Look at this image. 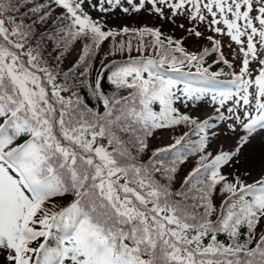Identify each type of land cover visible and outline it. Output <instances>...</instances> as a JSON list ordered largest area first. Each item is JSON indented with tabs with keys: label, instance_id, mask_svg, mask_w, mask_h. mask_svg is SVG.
<instances>
[{
	"label": "snow or ice",
	"instance_id": "1",
	"mask_svg": "<svg viewBox=\"0 0 264 264\" xmlns=\"http://www.w3.org/2000/svg\"><path fill=\"white\" fill-rule=\"evenodd\" d=\"M50 2L64 10L52 21L61 26L40 40L60 36L64 51L84 41L61 84L57 71L35 63L40 40L27 61L16 51L55 9L36 5L37 20L24 25L11 15L20 0H0V17L7 13L13 25L10 31L0 18V264H264V0ZM86 4L101 13L144 10L185 35L147 26L105 30ZM217 36L228 37L232 61ZM108 38L109 54H130L135 40L139 55L108 76L111 94L102 71L94 81L87 68L81 73L79 85L96 100L90 107L69 75ZM189 38L211 46L189 52ZM213 64L230 71H211ZM205 98L214 115L203 120L175 106ZM182 124L190 131L152 147L160 132ZM218 126L233 142L213 152L209 130L217 137Z\"/></svg>",
	"mask_w": 264,
	"mask_h": 264
},
{
	"label": "trees",
	"instance_id": "2",
	"mask_svg": "<svg viewBox=\"0 0 264 264\" xmlns=\"http://www.w3.org/2000/svg\"><path fill=\"white\" fill-rule=\"evenodd\" d=\"M40 4L48 5L55 10L53 12L52 18L49 19V21L47 23L35 24V34L30 36L27 41H25L23 39L18 40V42L24 44V48L18 49L16 51H18L19 53L22 54V59L24 61H27L24 57L26 55H24V54L28 52L29 48L30 47H32V48L37 47V41L40 40L41 33H50V34L54 33L55 29L61 26L60 24L53 25L52 21L55 20L56 16H59L64 10L62 8L56 7L54 4H51L50 0H32L31 3H26L25 0H20L19 10L13 11L11 13V15H13L16 18V23H18V24L19 23H23L24 25L32 24L33 21L37 20V14H33L31 12V8L35 7L36 5H40ZM85 11H87V10H85ZM4 15L6 16V19L8 20V14L5 13ZM94 20H97V19H94ZM98 21H100V20H98ZM64 23H66V21ZM9 25H10V27L13 26L11 23H9ZM123 26H127L129 28H141V27H145V26L154 27V28H159L160 31L165 36H173V34L171 32L166 33V31H162V28L160 25L154 24L151 22H142L140 24H137L136 22H130L128 24L121 25V27H114V28L105 27V30H108V29L119 30ZM11 29H12V27H11ZM173 37L176 38L175 36H173ZM11 39H13L14 41H17V37H11ZM60 39H61L60 36L53 35V36H51V38L49 36H45L42 40H40L39 47L37 49V51L39 53V59L37 61H35V63L38 64L39 67H41V68L47 67L49 69L57 71V73H58L57 83L58 84L64 83L65 78L63 76V73L68 72L69 69L73 68V65H75L77 63V61L79 60V58L82 54V48H83V44H84V41L76 40V41L80 42V51L76 56H74L72 59L67 61L66 55H67L68 51L70 50V48L72 47V45L76 41L69 46L67 51H64L62 44L60 46H57V41H59ZM121 39H126V38L125 37H117V40H121ZM145 39H147V37ZM177 39H179V38H177ZM103 42L107 44L106 48H103V49L99 48L98 50H94L93 53L87 58V63L81 64L80 67L76 68L74 70V72L70 73V75H69L68 82L72 83L73 80H75L77 85H78L73 90L78 92L80 97L90 107L96 106V100H95V98H93L91 96L90 92L88 91V89L86 87L79 85V81L84 79V77L81 76V73H83L85 71V69L87 68L89 71L90 80L94 81L96 76L98 75V73L102 71L103 72V79L101 80L102 89L106 94H111V92H113L115 90V88L109 82L108 76L111 74L112 71H115L118 67H120L124 63H126L129 59V55H131L132 57H137L139 55L135 51V46H136L135 40H133V51L130 54L125 51L123 53H117L116 55L109 54L110 51L112 50L111 38H108ZM183 46L189 52H198L199 51V49H194V48L190 49L188 44L187 45L183 44ZM98 54H101L102 56L107 54L109 56V58L106 61H104L103 63H101L100 66H99V64H100L101 60L98 58ZM147 54L149 56H151L152 51L149 50ZM183 71L187 72V71H189V69L187 67H185L183 69ZM191 71L195 72V69L193 68V69H191ZM39 75L43 76L44 74L39 73ZM169 75H173V74L169 73ZM61 94L66 96V97L68 95H70V93H67V92H62ZM154 107L156 108V110H159L158 105H156ZM181 126H184V129L180 134L179 133L177 134L178 136L183 135L185 132H189L191 127H192L191 125L185 126L183 124ZM198 138L199 137L194 135V134L190 136V139L192 141H195ZM173 142L174 141L168 142L162 146H156L153 143H151V144H152V147L155 148V147H165L166 145L173 143ZM196 159H197V157L189 158L187 163H185L184 166H181V170L179 172V177L176 180L175 187H179L183 176L194 166ZM219 202H220L219 199H217V204H219ZM221 239H223V237H221Z\"/></svg>",
	"mask_w": 264,
	"mask_h": 264
},
{
	"label": "rangeland",
	"instance_id": "3",
	"mask_svg": "<svg viewBox=\"0 0 264 264\" xmlns=\"http://www.w3.org/2000/svg\"><path fill=\"white\" fill-rule=\"evenodd\" d=\"M93 2H96V0H93ZM126 6V5H125ZM85 10L88 11V13L90 14V16L93 19H97L100 20L101 23L105 26V27H109V28H114V27H121V25L124 24H128L130 22H136L137 24H140L142 22H151L154 24H158L161 26L162 31H166L167 32H171L173 34V36H175L176 38H182L185 33L183 32L182 29L176 27V25L172 24L169 21H164L161 20L159 17L150 14L144 10H141L140 12H132L130 14H125L123 13L119 8L114 9L113 11H110L108 13H101L98 10H94L91 7H89L87 4L85 5ZM2 19L5 20V26L11 31V26L8 23V20L6 19V16H2L0 17ZM177 23H184L185 25H187V21L184 20L183 18H178L177 19ZM201 31H204V26L201 25L200 28ZM207 35H214V33L211 32H205V36ZM217 39H220L222 44L224 45L223 47V51L226 55V57L232 61V55L231 53V49H229L227 47V43H228V37H216ZM184 44L187 45L191 48L194 49H200L202 47H210L211 45L209 44V42L206 39H201L199 41L193 39V38H189V39H185L184 40ZM107 44L102 42V44L100 45V49L106 48ZM233 47H235V45H233ZM80 51V42L76 41L72 47L70 48V50L68 51L67 55H66V60H70L72 59L74 56H76ZM25 59L27 60L28 57L27 55L24 56ZM98 58L101 60L99 66L101 65V63H103L104 61H106L109 56L106 54L104 56H102L101 54H98ZM208 61H211V57L207 58ZM235 66L237 67L238 70V66H239V60L234 62ZM98 66V65H97ZM221 67H223L225 69V72L230 71L229 69H227L226 66L224 65H216L213 64L212 68L210 69L211 71H218ZM221 81H226L228 79H230L229 76H221L218 78ZM180 112L182 113H187L193 117H198L200 120L209 118L211 116L214 115V108L213 106L209 103L208 99L205 98V100H202L200 102H197L195 104V106H193L192 102L188 103V106L186 107L183 103L177 102L175 105ZM219 125V121L216 122ZM222 126H218L217 129H215V131H219L221 132L220 135H218L217 137H212L211 136V131H213L212 129L209 130V138H210V145H209V150L215 152V150L220 147L221 145L225 148L228 149L231 145H232V138H229L225 135H223L222 131H221ZM184 129V126H177L174 129L171 130H164L162 132H160L157 136V138L153 139L151 141V143H153L156 146H162L168 142L173 141L172 137L173 136H178L177 134L181 133ZM257 143L256 141H254V144ZM195 157V156H193ZM192 158V157H190ZM185 165V164H184ZM182 165V166H184ZM225 172H227V169H225ZM260 174V165H259V160L258 163L255 162L254 166H253V177H257ZM179 177V174L177 176V178ZM248 180V182H251L250 178H246Z\"/></svg>",
	"mask_w": 264,
	"mask_h": 264
},
{
	"label": "bare ground",
	"instance_id": "4",
	"mask_svg": "<svg viewBox=\"0 0 264 264\" xmlns=\"http://www.w3.org/2000/svg\"><path fill=\"white\" fill-rule=\"evenodd\" d=\"M258 160H259V159L257 158L256 163H258Z\"/></svg>",
	"mask_w": 264,
	"mask_h": 264
}]
</instances>
